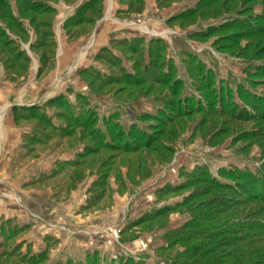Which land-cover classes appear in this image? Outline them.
Here are the masks:
<instances>
[{
    "label": "rangeland",
    "instance_id": "rangeland-1",
    "mask_svg": "<svg viewBox=\"0 0 264 264\" xmlns=\"http://www.w3.org/2000/svg\"><path fill=\"white\" fill-rule=\"evenodd\" d=\"M205 1L99 0L88 25L81 11L82 22L73 18L92 0H0V264H170L183 248L164 252L165 234L189 219L176 208L191 185L263 168L264 72L255 85L247 72L264 58L251 60L253 47L237 54L251 37L229 38L258 24L264 6ZM187 114L183 132L162 134ZM153 136L170 154L127 174L135 156L152 155L126 147Z\"/></svg>",
    "mask_w": 264,
    "mask_h": 264
},
{
    "label": "trees",
    "instance_id": "trees-1",
    "mask_svg": "<svg viewBox=\"0 0 264 264\" xmlns=\"http://www.w3.org/2000/svg\"><path fill=\"white\" fill-rule=\"evenodd\" d=\"M98 1L99 0H92V3L83 5L77 12V18H73L75 20L74 24H77L83 19L82 17L88 15V18L84 21H89L87 24L93 25L96 19H98L95 15L100 17L103 10V6H100V3H96ZM229 1L235 5H243L253 1L258 3L257 0H222L221 2L220 0H206L204 5L209 7L218 3L220 8H224ZM29 3L30 2L26 3L28 10L34 12L35 10L32 9ZM259 3L264 6V0H260ZM80 11L82 17L80 16ZM91 13L94 15L90 16ZM189 13L192 14L191 12ZM200 13L202 14V11ZM255 21L258 23L255 26L248 27L247 24H242L243 28L240 31L234 32L235 36L229 38L230 41L235 40V43L241 44L243 39L251 37L249 40L246 39V42H244L246 44L242 48L240 47L237 53H246L250 47H253L251 51L252 54L250 55L251 60L258 57L264 58V16L255 18ZM40 24L42 25V22H40ZM240 24L241 22H239L238 25ZM46 30L47 32L44 30L41 33L44 37L49 35L48 29ZM237 35L241 36V40L237 38ZM235 43H233V45ZM133 50L135 49H132V51ZM153 57H155V55L152 56V58ZM165 61L163 63L164 66L165 63H167L165 66L167 67L165 70L167 73L172 69V66ZM155 66L156 63L154 64L151 59V62L143 68L148 70L153 69V67L156 68ZM262 66L264 65H257L253 72H247L248 80H246L249 82V85H255L256 77H259V75L264 72V67ZM201 77L207 78L206 75ZM130 78L137 82L140 79L135 75L126 74L127 81H131ZM167 78H169L168 75L165 77L166 80H164V82H167ZM221 97L223 96L219 98ZM238 97L243 101H248L247 105L252 106H254L252 103L253 100H262L256 98L254 95H247L242 90L238 91ZM48 103L52 106L54 101H49ZM255 104L258 107L260 106L256 101ZM24 110L25 109L20 107L13 108V112L18 115L17 118L24 117ZM41 113L40 111L39 119L43 120ZM189 115L190 114H187L181 117V119L172 121L170 125H176V127H170L167 131H162V134H168L169 137H172L176 135V133L180 134L181 130L183 132L187 126L185 117ZM260 115L264 116V112L261 111ZM262 120H264V117H262ZM75 126H79V128L84 126H86L84 128H91L92 125L90 123L79 124V121H77ZM65 131L66 133L58 132V134L67 137L73 135L72 130ZM135 137L136 136H131V138ZM150 139L148 140L147 137V140L143 141V146L136 147V145H134L130 147V150H127L128 148L126 147L125 151L127 153L136 154L139 150L144 149L152 155L151 157L150 155L135 156L134 163H131L130 169L126 171L127 174H129V171L134 166L136 168L141 166L142 164L140 162L146 158L158 159L159 157L160 159H164L163 154H170L171 149L167 147L161 146L163 147L161 148L160 146H153L158 141L157 136L150 137ZM93 150H95V148H92L91 155L96 153V151ZM84 154H86V152L83 153V155ZM84 162L85 159H82L81 161L75 162V164L82 165ZM218 174L228 181H220L211 175L203 178L199 177V179L191 185L197 186V188L186 198L184 203L177 206L176 209L180 208L179 210L182 213H186L190 215V217L180 228L166 231L165 239H169V243L168 246L164 249L162 248V250L166 252L174 247L183 248L179 253L177 250L174 251V257L169 261L170 264H264V166L260 171L251 172L249 175L236 173L232 169H221ZM201 185L202 187H199ZM238 188H240V191H237ZM200 198L202 199L199 200V202H194ZM170 210L175 211V209ZM164 213H166V211L156 212L150 219L144 221L151 224L158 217L164 216ZM37 259L39 261L44 260L45 256L40 255ZM36 261L37 260H34V258H31L28 264H34Z\"/></svg>",
    "mask_w": 264,
    "mask_h": 264
},
{
    "label": "built area",
    "instance_id": "built-area-1",
    "mask_svg": "<svg viewBox=\"0 0 264 264\" xmlns=\"http://www.w3.org/2000/svg\"><path fill=\"white\" fill-rule=\"evenodd\" d=\"M149 241L148 240H138V244H139V246L140 247H142V248H146L147 247V243H148Z\"/></svg>",
    "mask_w": 264,
    "mask_h": 264
},
{
    "label": "crops",
    "instance_id": "crops-1",
    "mask_svg": "<svg viewBox=\"0 0 264 264\" xmlns=\"http://www.w3.org/2000/svg\"><path fill=\"white\" fill-rule=\"evenodd\" d=\"M111 8V6H109V5H107V11H106V13L109 11V9ZM103 16H104V13H103ZM27 77H29V74L27 73ZM1 113V115L0 116H3L2 114V112H0ZM0 153H2V151H1V148H0Z\"/></svg>",
    "mask_w": 264,
    "mask_h": 264
}]
</instances>
